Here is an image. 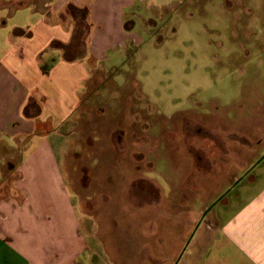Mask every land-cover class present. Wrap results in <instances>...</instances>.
Returning <instances> with one entry per match:
<instances>
[{
    "label": "rangeland",
    "instance_id": "obj_1",
    "mask_svg": "<svg viewBox=\"0 0 264 264\" xmlns=\"http://www.w3.org/2000/svg\"><path fill=\"white\" fill-rule=\"evenodd\" d=\"M140 3L143 42L77 109L67 191L98 264H197L264 177L263 159L235 184L264 155V0Z\"/></svg>",
    "mask_w": 264,
    "mask_h": 264
},
{
    "label": "crops",
    "instance_id": "obj_2",
    "mask_svg": "<svg viewBox=\"0 0 264 264\" xmlns=\"http://www.w3.org/2000/svg\"><path fill=\"white\" fill-rule=\"evenodd\" d=\"M141 5L0 0V264H98L63 163L90 84L143 42ZM208 230L197 264H264V177L244 185Z\"/></svg>",
    "mask_w": 264,
    "mask_h": 264
},
{
    "label": "water",
    "instance_id": "obj_3",
    "mask_svg": "<svg viewBox=\"0 0 264 264\" xmlns=\"http://www.w3.org/2000/svg\"><path fill=\"white\" fill-rule=\"evenodd\" d=\"M264 159V155L257 161V163L251 168V169H249V171L247 172V173H245L241 178H239L236 182H235V184H237V183H239L240 181H242V179L246 176V175H248L262 160ZM235 185H233L222 197H224L225 195H227L228 194V192L234 187ZM222 197H220L218 200H217V202H215L211 207H209V208H207L206 209V211L203 213V215H202V218H201V220L199 221V223H198V225L202 222V220L205 218V216L207 215V213L212 209V207L215 205V204H217L218 203V201L222 198ZM183 251H185V250H183Z\"/></svg>",
    "mask_w": 264,
    "mask_h": 264
}]
</instances>
